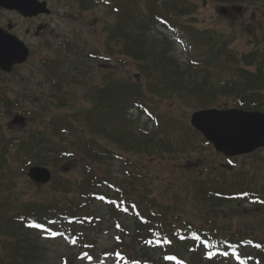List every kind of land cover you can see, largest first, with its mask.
<instances>
[{"label": "trees", "instance_id": "obj_1", "mask_svg": "<svg viewBox=\"0 0 264 264\" xmlns=\"http://www.w3.org/2000/svg\"><path fill=\"white\" fill-rule=\"evenodd\" d=\"M110 1L119 22L110 35L117 47L107 50L120 62L129 59L136 76L92 88L89 109L54 116L27 134H4L0 125V264L36 263L34 240L41 231L34 224L64 236L65 242L71 238L92 259L112 264H234L233 249L241 255L235 264H264V230L234 228L213 213L231 204L264 209V186H258L256 175L184 174L177 185L168 182L159 190L158 181L163 182L152 170L156 161L188 162L211 149L189 126L188 114L227 109L264 113V41L255 35L247 41L251 48L239 51L236 34L196 25L198 6L189 0ZM212 1L264 5V0ZM158 27L162 32L149 37ZM178 47L182 63L175 56ZM165 102L170 107L163 109ZM14 108L0 95L5 115ZM133 113L146 123H137ZM77 155L84 163L75 180L54 176L40 186L42 198L17 193L16 179L30 167L54 170ZM218 157L214 153L207 164ZM108 163L118 164V178L103 168ZM97 202L109 209L114 224L122 215L131 220L130 230L114 227L117 242L100 252L90 240L99 220L89 209Z\"/></svg>", "mask_w": 264, "mask_h": 264}, {"label": "rangeland", "instance_id": "obj_2", "mask_svg": "<svg viewBox=\"0 0 264 264\" xmlns=\"http://www.w3.org/2000/svg\"><path fill=\"white\" fill-rule=\"evenodd\" d=\"M96 1L97 4L83 0H52L54 11L52 17L47 21L43 20L49 28L39 37L30 23L22 22L11 14L1 15L0 28L17 37L29 50V58L25 64L16 66L9 75L0 73V95L15 104L10 115H5L4 109L0 110V125L4 134H27L41 128L54 116L63 114L69 116L83 112L91 107L92 88L114 79L136 76V68L129 59L120 62L116 54H110L107 50L108 46L117 47L110 38L112 26L119 22V16L115 15L111 8L114 1ZM189 1L198 6L199 13L194 16L196 25L236 34L238 41L234 47L239 51L249 50L251 46H247V41L251 39L253 42L255 35L263 44L264 5L258 3L226 5L212 0ZM80 2H83V5ZM9 22L16 26L14 32H10ZM26 30H29L28 34ZM161 32V28L158 27L149 32L148 36L155 37ZM97 54L109 60L97 59ZM175 56L179 63L183 62V54L179 47L175 51ZM54 61L59 64H54ZM58 78H61L64 85L58 83L56 80ZM161 107L165 109L170 106L165 102ZM190 115L188 114L187 121ZM132 116L140 125L146 123V120L137 113H133ZM21 118L24 119L23 123L12 125L14 119L19 121ZM66 142L68 145L71 140ZM107 143L110 147H115L114 144ZM214 153L211 148L188 162L152 163L153 176H157L163 182L158 181L159 190L167 188L168 182L177 185L184 174L201 178L211 174L220 177L227 174L230 178V175L241 171L256 175L258 186H264V150L229 159L220 155L213 165H208L207 162L213 159ZM83 163L84 160L77 155L75 159L61 164L54 170L47 168L52 175L51 181L54 176L69 181L75 180L79 177V169ZM103 168L112 173L113 179L119 176L118 164L108 163ZM27 173L28 171L24 176L17 177V193L24 198H42L40 188L47 185L31 182L27 178ZM89 211L99 220L93 225L94 234L90 237L94 251L100 252L114 247L118 237L117 227L123 231L131 229V220L124 215L117 220V224H114L109 209L102 202L93 204ZM213 213H217L218 220L232 223L234 228L248 227L262 232L264 230L263 208L231 204ZM34 242L37 254L35 264H112L108 259L94 260L93 257L89 259L87 249L75 246L72 239L65 242L64 236L51 234L48 230L41 231L40 237ZM85 244L90 245L82 241V245ZM231 257L234 261V256Z\"/></svg>", "mask_w": 264, "mask_h": 264}, {"label": "water", "instance_id": "obj_3", "mask_svg": "<svg viewBox=\"0 0 264 264\" xmlns=\"http://www.w3.org/2000/svg\"><path fill=\"white\" fill-rule=\"evenodd\" d=\"M17 12L24 18L48 14L45 3L38 0H0V10ZM29 50L19 39L0 29V71L9 74L16 65L24 64ZM13 120V124L23 123ZM190 126L210 143L217 153L227 158L244 156L264 149V113L238 109L202 110L193 113ZM28 179L37 185H48L51 172L45 167H31Z\"/></svg>", "mask_w": 264, "mask_h": 264}, {"label": "flooded vegetation", "instance_id": "obj_4", "mask_svg": "<svg viewBox=\"0 0 264 264\" xmlns=\"http://www.w3.org/2000/svg\"><path fill=\"white\" fill-rule=\"evenodd\" d=\"M39 2H43L46 4L48 10H49V14L48 15H38L36 17H31V18H23L22 16H20L18 13L16 12H8V11H4V10H0V17L1 15L3 14H11V15H14L16 16L17 18H19L22 22H28L31 24V26L33 28H35V33H36V36L39 37L41 34H43L45 31L48 30L49 26L48 24H44L43 20H46L49 19L50 17H52V13L54 11H52V0H38ZM32 24H35L34 26ZM8 27H10V32H14L15 29H16V26L11 24L9 22V25ZM4 30V29H3ZM26 33L28 34L29 33V30H26Z\"/></svg>", "mask_w": 264, "mask_h": 264}, {"label": "snow or ice", "instance_id": "obj_5", "mask_svg": "<svg viewBox=\"0 0 264 264\" xmlns=\"http://www.w3.org/2000/svg\"><path fill=\"white\" fill-rule=\"evenodd\" d=\"M33 226L38 227V228H42L43 227V225H39V224L33 225ZM196 239H199V237H196ZM209 256H211V253H209ZM88 258L91 259V257H88ZM169 259H172V258L170 257Z\"/></svg>", "mask_w": 264, "mask_h": 264}]
</instances>
